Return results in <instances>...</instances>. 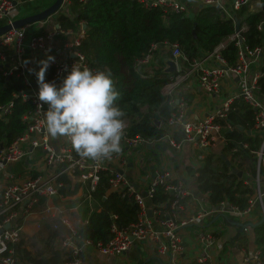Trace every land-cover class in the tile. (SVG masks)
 Returning a JSON list of instances; mask_svg holds the SVG:
<instances>
[{
    "label": "built area",
    "instance_id": "built-area-1",
    "mask_svg": "<svg viewBox=\"0 0 264 264\" xmlns=\"http://www.w3.org/2000/svg\"><path fill=\"white\" fill-rule=\"evenodd\" d=\"M34 1L36 0H0V26H9L0 34V66H4L2 75L7 76L11 71H19L27 89L19 90L13 95L19 96L21 101H28L31 105V109L21 116L27 122L24 131L0 149V173H4L0 174V264H35L18 260L11 246L20 240L21 221L31 212L37 202L43 198L61 196L59 189L63 183L59 178L62 176H65L67 181L83 183L88 193L97 183L99 172H107L105 193H112L115 197L131 196L136 204L137 214L136 220L125 227L118 228L112 223L110 225L111 237L106 243L82 238L65 214L58 215L57 225L53 224V226L56 228L62 225L65 229L60 247L68 254L69 259L56 264H85L81 256L87 254V251L117 259L129 251L134 243L144 241L151 242L153 251L165 264H187L180 260V254L184 250L181 229L208 225L214 213L235 215L240 219L252 216L264 218V184L260 183L258 176L259 167L264 166V100L257 84L260 75L253 73L248 76L250 66L260 57L261 47L247 48L242 44L240 34L244 31V26H239L237 31H233L228 36V39L233 40L236 46V61L231 67L225 65L220 54L223 43L216 45L209 53L192 58L187 63L186 70L183 69L184 67L181 70L178 68V61H184V58L176 43L152 44L150 53L136 60V70L142 73L139 68L149 62L151 53L155 50L165 52L168 58L174 61L176 74L172 76L168 74V79L162 85L160 92L166 98L167 104L176 107V111L167 118L158 138L143 137L139 134L129 135L127 133L129 121L123 118L125 127L121 140V153L114 154L111 159L93 161L79 156L71 147L68 139L49 136L43 113L47 111V105L38 109L37 105L40 103L36 95L38 89L30 83L24 71L31 62L39 63L48 56H53L54 62L49 64L54 68L51 82L59 87L74 63L82 68L88 67L84 56L77 49L84 35L83 23L77 22L75 29L58 27L57 16L66 14L71 1L62 0L55 13L37 22L45 24L50 22L48 30H36L26 35L25 25L20 27L12 25L16 19L11 17L10 12L22 3L29 4ZM77 1L84 2V0ZM185 1L136 0L144 7L156 6L171 9L192 18L187 12ZM190 1L199 6H216L224 16L232 17V12L249 0ZM41 9L43 8H35L30 14ZM258 29L264 32V22L258 25ZM24 48L32 61H20V52ZM207 60L210 61L205 62ZM190 73L196 75L197 90L204 95L219 94L225 77L237 79V92L223 99L213 111L186 118L185 100L182 95L176 96V93L180 83ZM236 97H240L253 109V127L260 135L259 146L254 152L255 174L248 181L253 193L248 198L247 205L242 209L223 201L216 207L206 208L201 204L203 198H206L205 193L193 194L192 189H189L183 182L182 176L177 175L168 163L160 162L149 168L148 165L152 162L148 161V157L157 153L163 145L179 156L184 142L195 151L194 168L200 166L207 153L223 143L221 132L223 126L219 120L224 119L232 100ZM11 106L10 102L0 105V116L9 113ZM178 135H180L179 138ZM51 139H55V142L53 143ZM144 157L147 158V162L142 161ZM21 159H26L29 163L26 170L13 173L4 172L8 164ZM195 175L196 171L194 177ZM133 185H136L135 188ZM157 187L160 192L171 197L166 208L163 202H152ZM193 187L196 189L195 184ZM84 197L90 200L88 194ZM180 198H185V200L180 201ZM148 210L150 215L147 214ZM112 218H115V215H112ZM4 224L7 226L4 227ZM215 238L212 232L205 228L196 231L194 264H211L208 250ZM258 253L256 248L250 255L242 257L241 264H261Z\"/></svg>",
    "mask_w": 264,
    "mask_h": 264
},
{
    "label": "trees",
    "instance_id": "trees-1",
    "mask_svg": "<svg viewBox=\"0 0 264 264\" xmlns=\"http://www.w3.org/2000/svg\"><path fill=\"white\" fill-rule=\"evenodd\" d=\"M255 1L259 5L257 10L251 8ZM233 18L239 20V26H244V31L240 34L242 44L247 48L260 46V61L264 64V32L258 29V25L264 22V0H249L234 10L232 17L224 16L216 6H200L192 18L171 9L144 7L136 0H71L68 13L59 14L56 21L62 29H75L77 22L85 25L84 35L77 49L91 69L111 70L120 93L116 105L124 112L122 119L127 118L129 121L127 133L158 138L163 124L176 111V107L167 104L160 92L168 74L161 70L140 73L135 67L136 60L150 53L152 44L174 42L184 58V67L192 58L209 53L216 45L223 43L220 54L225 65L231 67L236 61V46L233 40L228 39L233 32ZM40 66L34 62L24 70L30 83L37 89L35 73ZM3 68L4 66H0V105L8 102L12 104L9 113L0 116V146L5 147L24 131L27 122L21 116L31 109V105L13 95L19 90L27 89L19 71H11L4 76ZM29 69L34 71L30 72ZM260 72L257 84L264 95V67ZM53 73L54 68L49 66L45 73L46 82L53 80ZM171 74L175 75L174 72ZM179 95H183L186 103L190 102V94L178 90L176 96ZM155 121L159 124L156 125ZM219 123L223 126V143L218 150L209 151L204 157L196 169L194 184L199 194H206L205 200L210 207H216L223 201L242 209L253 193L248 181L255 174L254 152L260 143L259 132L253 127V109L240 97H236ZM222 156L229 161V166ZM231 168L241 171V176L238 177ZM258 176L260 183L264 184V166L259 167ZM59 180L63 183L59 189L63 195L73 194L78 188L75 183L70 189L65 176ZM106 188L107 172L101 171L93 190L88 193L84 191L90 200L80 198L76 209L68 211L69 215L79 220L75 226L77 234L93 242L106 243L111 237L112 223L121 228L136 220L137 207L132 197L106 194ZM170 200L168 194L156 188L152 202H163L166 208ZM179 200L184 201L185 198ZM224 217L225 215H219L217 218ZM230 217L234 225L243 224L234 222V215ZM254 223L248 228L258 249L259 261L264 264V220ZM215 224L213 220L204 226L211 227L210 225ZM204 226L190 228L202 230ZM212 234L215 236L217 232L213 231ZM40 238L41 247L33 253L24 247L21 238L12 246L9 245L14 255L26 262L56 264L69 259L68 254L57 244L59 238L52 225H46V232Z\"/></svg>",
    "mask_w": 264,
    "mask_h": 264
},
{
    "label": "crops",
    "instance_id": "crops-1",
    "mask_svg": "<svg viewBox=\"0 0 264 264\" xmlns=\"http://www.w3.org/2000/svg\"><path fill=\"white\" fill-rule=\"evenodd\" d=\"M187 4V12L191 15V17L194 16L196 11L199 9V5L193 3L190 0L185 1ZM49 5V4H48ZM255 10L258 9L259 5L258 3L255 4ZM67 13H68V7H67ZM18 19V18H14ZM48 24L45 23H30L25 25L26 29V35L32 34L34 31H46ZM167 54L161 50H155L152 51L149 62L145 63L143 66H139L140 70L142 72L146 73H152L157 70H161L164 68L163 60L168 58ZM260 57L254 61V63L250 66L248 70V76H250L253 73H258V75H261L260 69L264 67V64L261 63ZM20 61L22 62H30L32 59L29 57V55L26 52V49H22L20 52ZM182 60L178 61V68L181 70L182 68ZM210 60H207L205 62H208ZM33 63V62H31ZM176 67V66H175ZM183 69H187L184 67ZM177 70V69H176ZM163 71V69L161 70ZM172 76L171 73H168ZM176 74V72H175ZM196 75L194 73H190L189 76L180 83L179 89L180 91L184 93H188L191 95L190 102H185V117H193L198 115H203L205 113L213 111L219 103L227 98L234 95V93L237 92L238 89V81L235 78H229L225 77L222 84H221V91L219 94L215 96L210 95H204L200 93L197 90L196 82H195ZM177 90V92H178ZM183 96V95H182ZM262 99L264 100V95L261 93ZM174 129V127H173ZM178 138L180 135L177 136ZM52 142H55V139H51ZM220 147V146H219ZM170 152H167V151ZM215 149H212L211 151H214ZM216 151V150H215ZM181 154L179 156H176L175 152L171 150L166 145H163L160 147V150L155 153L154 155L149 156V162H152V164H149L150 166H155L159 164L160 162L168 163L172 168L175 170L177 175H181L183 182L186 184V186L189 189H192L193 194L194 191H197L194 187V172L197 168H194L195 166V151L187 144L184 143L181 146L180 149ZM143 162H147V158L142 159ZM29 166V163H27L26 159H21L19 161L13 162L8 164L5 167L4 172H20L23 170H26ZM3 175L4 173H0ZM196 176V175H195ZM77 183L78 188L73 194H67L63 195L61 193L60 197H55V199H75L71 204H66L62 209H55L53 206H50L55 209L53 213H51V218L49 216L44 217L46 214L43 212L39 213V216L41 217L40 221H34L31 216V212L38 207L39 205H45L48 206L49 203H51L52 199H40L37 204L32 208L31 212L21 221V228H20V235L21 239L24 241V247L30 251V253H33L34 250L39 248V243L41 241L40 236L44 235L46 232V229H44V225H52V227L57 232L59 240L57 241V244L60 247V241L61 238L64 235L65 229L62 225H58L56 228L53 226L57 225V220L55 223L52 222L55 217L57 218L58 215L65 214L67 218L69 219L70 223L73 225V227L76 229V224L79 222L78 219L75 217H72V215H69L68 211L75 210L78 206V202L80 198L85 199V193L87 192L86 186L83 183L76 182V181H69L68 185L70 189L73 188V185ZM66 185V186H68ZM65 186V187H66ZM195 194L199 195L198 192ZM197 197V196H196ZM205 205H203V203ZM201 204L208 208L210 207L207 203V201L203 198L201 201ZM217 213H214L212 218L215 217ZM150 215V214H148ZM225 215V214H223ZM231 215H225L224 218H216L214 221L215 223L219 219V223L217 225H210L211 227H205V230L207 231H215L217 232V235H215V241L213 245L209 248L208 252L210 255V261L211 264H241L242 257L246 255H250L253 251L256 250V246L254 245L252 241V234L248 226L242 227L239 225H234L233 221H231ZM235 216V215H234ZM258 217L260 216H252L251 218L246 217L245 219H240L239 217L235 216L236 221L239 223H254L258 221ZM210 219V220H211ZM36 226V227H34ZM239 226V227H238ZM195 229H191L190 227L181 229L180 232L183 235V247L184 250L180 254V260L185 261L187 264H194L193 257L196 255V249H194L195 243H194V236L196 234ZM42 243V242H40ZM134 246L127 251L122 257L117 259H111L107 257H99L100 255H95L93 251H87V254L82 255L85 264H165L164 261L159 259V256L155 254L152 248L151 242L144 241L141 243H134ZM61 248V247H60ZM65 252V251H64ZM16 258L20 261L26 262L24 259Z\"/></svg>",
    "mask_w": 264,
    "mask_h": 264
},
{
    "label": "clouds",
    "instance_id": "clouds-1",
    "mask_svg": "<svg viewBox=\"0 0 264 264\" xmlns=\"http://www.w3.org/2000/svg\"><path fill=\"white\" fill-rule=\"evenodd\" d=\"M53 56L39 61L37 107L47 105L46 130L50 137H64L74 151L93 161L111 159L122 151L124 112L116 105L120 93L111 70L93 71L74 63L59 87L45 81ZM30 72L34 71L29 69Z\"/></svg>",
    "mask_w": 264,
    "mask_h": 264
},
{
    "label": "water",
    "instance_id": "water-1",
    "mask_svg": "<svg viewBox=\"0 0 264 264\" xmlns=\"http://www.w3.org/2000/svg\"><path fill=\"white\" fill-rule=\"evenodd\" d=\"M61 1L62 0H53L52 3H50L48 6L44 7L43 9H41L40 11L38 12H35V13H32L30 15H27V16H24V17H21V18H18L16 20L13 21L12 25L14 27H20V26H24V25H27V24H30V23H35V22H39L43 19H45L47 16L55 13L60 4H61ZM239 27V20L237 18H233V31H237ZM9 28L8 25H3V26H0V34L2 32H4L5 30H7ZM82 28L84 29L85 28V25L83 24L82 25ZM163 63L165 65V67L163 68V72L165 73H175L176 72V67H175V63L172 59H169V58H166L163 60ZM156 125H158V121H155ZM0 149H2V146H0ZM222 158L224 159V157L222 156ZM225 161V164L227 166H229V161L227 159H224ZM231 171L233 173H235L238 177L241 176V171L237 170L236 168H231ZM136 185H133V188H135ZM197 191H194V194L196 193ZM147 214H150V211L148 210L147 211ZM220 214H217L215 215V217L213 218V220H215ZM212 220V221H213ZM264 218L261 216L260 219L258 221H256V223H259L261 221H263ZM211 221V222H212ZM255 223H245V224H237L236 225H239V226H242V227H246V226H253ZM7 225L4 224V227H6ZM1 231V229H0Z\"/></svg>",
    "mask_w": 264,
    "mask_h": 264
},
{
    "label": "rangeland",
    "instance_id": "rangeland-1",
    "mask_svg": "<svg viewBox=\"0 0 264 264\" xmlns=\"http://www.w3.org/2000/svg\"><path fill=\"white\" fill-rule=\"evenodd\" d=\"M52 2H53V0H36V1H34L32 3H29V4L22 3L21 5L16 6L10 12V15L13 18H21V17L26 16L27 13L29 15L31 12H33V10L35 8H37V9L38 8H44V7L48 6V4H50ZM255 4H257V1H255ZM251 8L253 10L256 9L255 8V5L251 6ZM66 13H67V11H66ZM47 23H48V25H47V28L46 29H49L50 28V22H47ZM166 53H168V52H166ZM184 67H186V66H184ZM218 149H219V147H217L215 150H218ZM167 152H170V151L168 150ZM74 200L75 199H72V200L71 199H67V200H65L64 198H62V199H55L54 198V199H52L51 203H49L48 206H45V205H39L38 207L36 206V208L31 212V216L33 217L32 219L34 221H38L39 222V220L41 219V217L39 216V213L40 212H43L44 214H46L44 217L49 216V218H51L50 215H51V213H53L55 211V209H62L66 204H71ZM202 203H203V205H205L204 202H202ZM50 206H53L55 209L52 208V207H50ZM258 219H260V218L258 217ZM56 220H57V218L55 217V219L52 222H50V223H55ZM212 220L213 219H211L210 222ZM40 221H42V220H40ZM218 223H219V219L217 220V222H216L215 225H217ZM34 227H36V226H34ZM43 227H44V229H46V225H44ZM210 232H213V231H210ZM40 242L39 243H36V244H39V247H41V243ZM99 257L104 258V256H99Z\"/></svg>",
    "mask_w": 264,
    "mask_h": 264
}]
</instances>
